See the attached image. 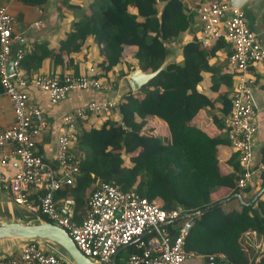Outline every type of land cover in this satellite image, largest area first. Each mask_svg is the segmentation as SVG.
Returning <instances> with one entry per match:
<instances>
[{"label":"trees","instance_id":"trees-1","mask_svg":"<svg viewBox=\"0 0 264 264\" xmlns=\"http://www.w3.org/2000/svg\"><path fill=\"white\" fill-rule=\"evenodd\" d=\"M21 1L33 5L46 2ZM90 2L87 12L84 5L67 1V6L78 13L74 23L76 30L69 33L59 52L49 50V53L55 55L56 63H62L61 52L80 51L87 38L92 37L104 55L103 60L94 64L98 69L97 77L107 81H112L110 76L114 71L118 77H125L137 67L155 71L169 52L167 43L174 32L189 26V17L183 12L180 0H165L161 9L157 0ZM129 4L136 6V13L129 11ZM226 44L223 36L212 45L203 44L197 37L188 39L182 47L183 63L170 64L139 90L128 88L122 94L116 106L120 120L106 119L100 127L85 126L90 114L77 120L71 153L78 161L80 173L73 185L58 190L55 195L56 199L68 194L75 199L76 221L84 219L93 191L102 182H108L123 192H136L149 200H158L164 210L181 207L189 213L194 224L185 238V247L199 259L197 264H256L242 238L250 231L264 238V193L251 205L241 204V208L229 210L213 201L212 193L223 185L233 186L234 192H242L248 201L258 191L251 186L237 187L235 173L241 172V166L236 155L230 160L235 171L228 176L221 174L218 146L230 144L228 137H211L190 124L201 109L215 106L212 98L199 89V84L203 73L214 69L210 59ZM128 47L137 48L136 63L122 67L120 64ZM35 54L24 56L21 65L25 66L27 59L36 60ZM44 55L45 51L40 50L39 59ZM223 81L231 85V75L219 73L213 88L217 90L219 82ZM220 99L223 105L220 113L212 115L214 122L227 130L231 97L225 93ZM147 115L166 123L165 137L146 128L148 121L144 117ZM183 222L176 219L166 224L172 238L179 234Z\"/></svg>","mask_w":264,"mask_h":264},{"label":"built area","instance_id":"built-area-1","mask_svg":"<svg viewBox=\"0 0 264 264\" xmlns=\"http://www.w3.org/2000/svg\"><path fill=\"white\" fill-rule=\"evenodd\" d=\"M202 21L200 41L210 45L223 36L230 44L227 71L235 83L231 95L232 108L226 119L230 143L238 153L241 172L236 179L239 188H247L260 180L264 165L255 161L254 139L258 130L257 108L254 100L255 76L252 67L264 62V43L249 26L245 10L229 0H213L198 8ZM15 16L5 5H0V80L14 110L12 124L0 128V151L11 145L10 155L16 157L18 170L11 176L0 174V190L10 192L14 200L28 204L24 190L36 186L42 189L39 210L46 218L65 228L80 250L96 264H112L118 250L125 245L129 254L120 264H185L193 255L186 250L185 238L194 222L181 207L164 210L158 200H149L136 192H123L117 186L102 182L91 194L85 217L76 221L73 197L61 207L55 197L58 190L71 186L80 173L78 161L71 153L77 120L88 114L111 113L119 100H91L66 113L57 137L55 168L44 160L37 147V138L46 127L45 109L33 103L25 88L29 85L47 91L49 101L56 104L72 90L93 87L110 89V83L97 77L95 65L75 74L41 73L31 78L22 71L24 48L13 45ZM34 26H40L37 21ZM13 59V70L8 71ZM184 216L179 234L172 238L167 223ZM255 231L246 232L247 242L254 241ZM124 249V250H125ZM120 254V253H119ZM118 254V255H119ZM0 264H74L61 251L47 250L38 239H28L16 256L0 257ZM227 264V263H223Z\"/></svg>","mask_w":264,"mask_h":264},{"label":"crops","instance_id":"crops-1","mask_svg":"<svg viewBox=\"0 0 264 264\" xmlns=\"http://www.w3.org/2000/svg\"><path fill=\"white\" fill-rule=\"evenodd\" d=\"M67 1L69 3L84 5L87 12L90 10V3L87 5L86 0H46V2L37 5L27 4L21 0H0V5L7 6L10 13L15 16V24L12 33L14 47L16 49L24 48L26 50L25 57L26 55L36 53V60L27 59L25 61V66H22V71L26 77L31 78L41 73L58 74L72 72L79 74L84 72L86 67L94 65L104 59L100 46L94 42L92 37L87 38L80 51H73L70 54L66 51L61 52L64 60L62 63H56L55 55L49 53V50L55 53L59 52L63 42L68 39L69 33L76 30V24L74 23L78 17V13L67 6ZM180 1L182 3L183 12L189 17V26L186 30L174 32L170 44L174 46L181 45L177 58V62L181 64L184 60L182 54L184 43L193 37L201 39L202 21L198 13V8L202 5L211 3L213 0ZM164 3L165 0H157L158 9H161ZM241 7L245 10L249 26L259 34L264 43V0H246ZM128 9L130 12H137L136 6L132 4L128 5ZM37 21H40L41 25L36 27L33 24ZM40 50L45 51L42 60L38 57ZM136 50V47H128L126 49L122 64H120L122 67H126V65L132 67L135 65ZM230 52L231 46L227 43L225 47L218 50L210 59V63L214 69L203 73V80L199 84V89L212 98L215 106L211 109H201L190 122V124L200 127L211 137L225 135V137L229 139L225 127H219L214 122L212 114L220 113L223 106L220 98L223 94L227 93L229 97L232 95L235 79L227 71V62ZM219 73L230 74L232 84L228 85L225 81L219 82L218 89L216 90L213 88V85L216 83L215 79L218 80ZM250 73L253 74L256 79L254 100L257 108L258 130L254 139L255 161L257 164L264 165V62L255 64ZM127 75L125 77H118V73L114 71L110 76L112 81L102 79L103 82L112 85L110 89L100 90L88 87L82 90H72L64 99L56 104H52L49 101L47 91L32 85L25 88L26 92L29 94L30 100L45 109L47 124L37 138L38 150L45 161L51 163L55 168L58 166L56 160L57 137L64 115L91 100L121 99L122 94L127 91L128 88H131ZM90 115L91 116L84 122L87 127H100L105 123L106 119L120 120L117 109H114L105 116ZM144 118L148 121L145 125L147 129H151V131L161 137L167 135L168 127L163 120L149 115ZM13 120L14 110L11 99L4 90H2L0 91V128L5 129L9 127ZM137 120L140 121L141 118L138 117ZM11 150V145H6L0 151V174L5 176H11L20 166L16 157L9 156L6 164L1 162L5 155H10ZM234 155H236V160H238V154L233 149L231 143L220 144L218 146L219 168L223 176H228V174L235 171L234 166L230 162ZM235 175L237 179L239 172L235 173ZM262 176L264 177V169L261 173L260 180L250 185L257 191L262 188ZM236 179L234 180L235 183ZM235 193L238 192H234L233 186L223 185L212 193V200L221 203L225 210L241 208V204L243 203ZM24 194L29 205L17 202L10 192L0 190V222L25 221L28 223H36L45 221V219L41 218V211L39 210L42 189L36 186L28 187L24 190ZM240 194L243 197L242 192ZM68 197L72 196L68 194L64 198H57L58 204L62 207L64 200ZM243 199L248 201L246 197H243ZM244 238L245 237H243L242 240H244L243 245L245 249L250 253L256 264H261V260L264 257V238L257 234L254 235L253 242H247ZM26 241V239L21 238H0V257L18 255ZM38 241L47 250H62L61 247L52 241L46 239H38ZM198 262L199 259L192 256L185 264H197Z\"/></svg>","mask_w":264,"mask_h":264},{"label":"water","instance_id":"water-1","mask_svg":"<svg viewBox=\"0 0 264 264\" xmlns=\"http://www.w3.org/2000/svg\"><path fill=\"white\" fill-rule=\"evenodd\" d=\"M231 5L241 6L246 0H229ZM169 50L163 63L155 71H146L142 68L132 70L128 75V82L133 90H139L146 85L152 78H154L161 70L167 69L170 64L176 63L179 55L181 45H171L167 43ZM13 59L9 62L8 71L13 70ZM264 193V185L250 200L245 201L240 193L235 195L241 200L243 204L251 205ZM179 219H184L181 216ZM0 238H21V239H46L54 242L61 247L68 256L72 259L74 264H96L88 256H86L77 244L74 242L68 231L50 221H39L36 223H28L25 221L17 222H0ZM128 245L122 246L117 254L114 256L112 264H116L118 254L124 250ZM207 261L210 257L206 258Z\"/></svg>","mask_w":264,"mask_h":264},{"label":"rangeland","instance_id":"rangeland-1","mask_svg":"<svg viewBox=\"0 0 264 264\" xmlns=\"http://www.w3.org/2000/svg\"><path fill=\"white\" fill-rule=\"evenodd\" d=\"M86 3H87V5H89V3H91L90 2V0H86ZM125 159H126V162L127 163H129V160H128V155L126 156L125 155ZM242 243L244 244V240H242ZM129 254V251L128 250H122L121 252H120V254H119V257H118V263L117 264H120L121 263V260L124 258V257H126L127 255ZM252 257V256H251ZM98 264H101V263H98Z\"/></svg>","mask_w":264,"mask_h":264}]
</instances>
